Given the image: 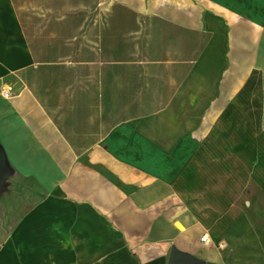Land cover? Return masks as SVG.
Here are the masks:
<instances>
[{
	"label": "crops",
	"instance_id": "crops-1",
	"mask_svg": "<svg viewBox=\"0 0 264 264\" xmlns=\"http://www.w3.org/2000/svg\"><path fill=\"white\" fill-rule=\"evenodd\" d=\"M172 248L264 264V0H0V264Z\"/></svg>",
	"mask_w": 264,
	"mask_h": 264
},
{
	"label": "rangeland",
	"instance_id": "rangeland-1",
	"mask_svg": "<svg viewBox=\"0 0 264 264\" xmlns=\"http://www.w3.org/2000/svg\"><path fill=\"white\" fill-rule=\"evenodd\" d=\"M30 183H31L30 181H28V182H24V183L22 184V185H23V188L26 189L27 186L29 187ZM30 187H31L32 194H29V192H28V193H27V194H28L27 199L25 198V196L22 197L23 200L26 199V200H24L25 202L18 201V204H17V210H16V213L14 214V216H12V217L9 218L10 213H4L5 216H6L10 221L16 219V218H17L19 215H21L26 209H28V208L31 206V204H32L33 202H36V201L40 198V196H39L40 193L44 194V191H43L42 189L39 188L38 184L32 182V186H30ZM27 190H29V188H28ZM21 193H22V192H21ZM21 195H23V194H21ZM3 211H5V209H3Z\"/></svg>",
	"mask_w": 264,
	"mask_h": 264
},
{
	"label": "water",
	"instance_id": "water-1",
	"mask_svg": "<svg viewBox=\"0 0 264 264\" xmlns=\"http://www.w3.org/2000/svg\"><path fill=\"white\" fill-rule=\"evenodd\" d=\"M168 264H203L191 255L182 253L174 248L169 252Z\"/></svg>",
	"mask_w": 264,
	"mask_h": 264
},
{
	"label": "built area",
	"instance_id": "built-area-1",
	"mask_svg": "<svg viewBox=\"0 0 264 264\" xmlns=\"http://www.w3.org/2000/svg\"><path fill=\"white\" fill-rule=\"evenodd\" d=\"M3 97H4V98H9V97H10V88H9V86H6V87L3 89ZM200 242H201L202 244H207V243H208L207 237H206V236H202V237L200 238ZM218 247L222 248V247H224V245L220 243V244H218Z\"/></svg>",
	"mask_w": 264,
	"mask_h": 264
},
{
	"label": "trees",
	"instance_id": "trees-1",
	"mask_svg": "<svg viewBox=\"0 0 264 264\" xmlns=\"http://www.w3.org/2000/svg\"><path fill=\"white\" fill-rule=\"evenodd\" d=\"M40 197H43V194H40Z\"/></svg>",
	"mask_w": 264,
	"mask_h": 264
}]
</instances>
